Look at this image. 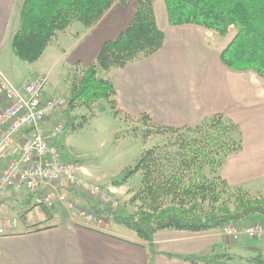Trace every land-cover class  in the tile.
I'll return each mask as SVG.
<instances>
[{
  "label": "crops",
  "instance_id": "0c3cea01",
  "mask_svg": "<svg viewBox=\"0 0 264 264\" xmlns=\"http://www.w3.org/2000/svg\"><path fill=\"white\" fill-rule=\"evenodd\" d=\"M22 2L0 0V58L5 46H10L12 51ZM136 2L129 0L126 7L117 2L92 28L70 32L72 26L63 32L64 38L59 42L54 58L47 61L50 66L43 62L53 42L43 57L33 64L39 65L38 69L25 82L46 75L51 82L48 97H62L58 93L51 94L56 88L53 74L59 64L87 66L95 62L103 45L117 38L131 23ZM154 10L158 26L165 33L164 48L147 60L105 74L116 90L111 99L117 112L115 117L146 118L152 127L174 130L194 128L216 116L233 122L242 134V148L227 159L216 176L231 187L243 188L251 196L262 195L264 80L253 72H234L222 64L220 53L234 36L229 34L228 41L220 46L219 42L216 44V40H211L215 34L201 27H171L163 1L155 2ZM74 51L78 54L70 56ZM0 74L9 81L1 71ZM80 174L84 180L92 179L84 168ZM78 202L80 207L87 209L96 205L84 195L79 196ZM0 203L2 209L7 204L19 205L12 217L20 213L24 217L11 233L0 234V264H189L169 257L189 255H226L231 258V264L245 260L248 250L254 252V257L262 253L260 248L232 242L220 231L194 234L167 230L156 234L155 253L152 254L148 243L135 233L123 232V226L113 223L108 232L97 231L62 206L54 210L43 208L47 219L30 223L28 218L35 205L27 193L19 196L3 193ZM6 215L0 213V229L8 219ZM36 224L42 225L35 227ZM242 224L264 226V216H256ZM261 245L264 247V240Z\"/></svg>",
  "mask_w": 264,
  "mask_h": 264
},
{
  "label": "trees",
  "instance_id": "16d2710c",
  "mask_svg": "<svg viewBox=\"0 0 264 264\" xmlns=\"http://www.w3.org/2000/svg\"><path fill=\"white\" fill-rule=\"evenodd\" d=\"M157 1L164 2L171 27L197 26L220 38L228 37L235 30L234 37L220 53L222 64L234 72H253L264 80V0H137L128 27L103 45L95 62L77 68L81 74L72 82L64 112L65 130L84 126V120L77 124L75 110L90 109L102 101H109L117 115L111 102L116 95L115 86L105 74L147 60L164 48L165 33L158 26L154 10ZM117 2L126 7L129 0H23L19 28L11 43L14 56L24 63H37L59 33L66 32L75 23L87 29L96 26ZM183 131L196 137L183 148L176 172L158 176L156 150L151 149L122 182L115 183L123 185L143 173V192L155 203L156 212L138 208L127 216L114 214L113 218L115 224L148 243L152 254L159 232L201 234L264 216V195L251 196L243 188L231 187L217 176L215 181L205 176L206 168L216 174L231 155L241 150L242 134L236 124L216 116L194 128L160 129L165 133ZM235 132L240 136L238 142L232 140ZM167 198L172 199L173 205L162 207L163 199ZM92 208L98 214L104 213L98 205ZM169 257L189 264H229L231 260L226 255ZM250 263L264 264V253L252 258Z\"/></svg>",
  "mask_w": 264,
  "mask_h": 264
},
{
  "label": "built area",
  "instance_id": "2783aa9c",
  "mask_svg": "<svg viewBox=\"0 0 264 264\" xmlns=\"http://www.w3.org/2000/svg\"><path fill=\"white\" fill-rule=\"evenodd\" d=\"M46 75L29 79L17 89L0 74V195L27 193L35 206L54 210L62 206L91 229L108 232V212L79 206V196L104 210L115 211L117 190L104 189L81 177L82 167L65 156L59 139L66 132L64 112L68 100L49 98ZM19 225L17 217L5 220L0 234L11 233ZM236 242L246 237L264 238L261 224H234L221 230Z\"/></svg>",
  "mask_w": 264,
  "mask_h": 264
},
{
  "label": "rangeland",
  "instance_id": "374dc122",
  "mask_svg": "<svg viewBox=\"0 0 264 264\" xmlns=\"http://www.w3.org/2000/svg\"><path fill=\"white\" fill-rule=\"evenodd\" d=\"M73 26L70 32L85 28L80 23H75ZM61 34L59 33L53 40L52 48L49 49L47 59L43 64H48L54 58V52L58 50L59 42H62L64 38ZM234 34L235 30L232 29L230 37H233ZM219 38L214 35L211 40L214 42L216 40L215 43L219 42L220 46H222L228 41L229 36L227 38ZM73 54L77 55L78 52L74 51L69 55L72 56ZM65 64L67 63H60L53 74L56 88L55 91H51V94L58 93L69 100L72 82L81 74V71L77 70V68H81L82 65L75 64V66H72ZM37 66L39 65L28 64L19 60L12 54L10 46H5L0 58V71L17 88L23 86L25 80L38 69ZM74 116L77 117V124L84 120V126L77 130L67 129L59 139V144L65 156L90 172L92 182L99 184L104 189L112 187L117 190L114 200L117 201L118 206L113 212L112 210H107L112 217L109 220V225L115 223L114 214L127 216L138 208H142L147 212H156L153 200L144 195L143 173H138L123 185L119 186L115 185V183L122 182L128 173L135 169L143 154L151 149L156 150L158 166L160 167L159 171H157L160 174L158 176L166 177L170 173L176 172L181 164L182 150L189 141L196 137L195 134L187 131L179 133L160 132V129L150 126L144 118L135 120L124 115L121 118H116L109 101H102L90 109H77L74 111ZM232 140L234 142L240 140L238 132L232 135ZM205 176L211 181L216 179V174L212 173L209 168L205 169ZM173 203L171 198H167L163 199L161 205H163L162 207H167L173 205ZM3 207V209L0 208V213L7 214L6 219L7 217L10 219L13 215L12 212L16 211L19 205L12 203ZM21 215L22 213L17 214L19 223L22 219L24 220ZM42 219L43 221L47 219L46 212L42 207L35 206L28 221L37 223ZM121 228L126 234H134L125 227ZM262 240L264 238L248 239L245 237V239L235 243H246L262 249L261 252L264 253V247L261 245ZM248 251L245 253V255H248L245 260L231 262V264H251L250 260L251 257H254L252 256L254 252Z\"/></svg>",
  "mask_w": 264,
  "mask_h": 264
}]
</instances>
